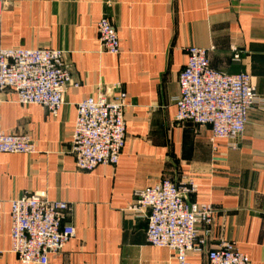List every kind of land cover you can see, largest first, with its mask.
<instances>
[{
  "label": "crops",
  "instance_id": "obj_1",
  "mask_svg": "<svg viewBox=\"0 0 264 264\" xmlns=\"http://www.w3.org/2000/svg\"><path fill=\"white\" fill-rule=\"evenodd\" d=\"M2 1L0 49L61 50L78 87H67L56 116L17 104L11 90L0 94V130L27 133L36 147L0 154V264H22L10 252L9 201L32 192L65 201L75 230L47 264H173V252L149 245L146 219L128 208L134 191L162 178L192 179L189 200L214 208L206 249L226 240L264 264V102L249 111L237 149L211 142L207 126L175 121L190 46L206 49L217 71L249 73L264 101V0ZM102 16L117 30L118 54L100 50ZM116 85L127 94L119 160L79 171L68 151L76 104ZM187 260L207 264L205 251Z\"/></svg>",
  "mask_w": 264,
  "mask_h": 264
},
{
  "label": "built area",
  "instance_id": "obj_2",
  "mask_svg": "<svg viewBox=\"0 0 264 264\" xmlns=\"http://www.w3.org/2000/svg\"><path fill=\"white\" fill-rule=\"evenodd\" d=\"M3 1L0 0V10ZM102 53L118 54L119 38L110 19L102 16L95 24ZM235 59L238 55L234 56ZM64 52L49 48L0 49V94L11 90L19 105H39L56 116L71 80ZM175 100L177 123L191 122L210 128V141L224 140L237 149L248 113L263 104L247 72L228 74L210 66L207 50L186 49V62L177 76ZM108 93L99 89L76 104V118L69 153L76 169L90 171L98 165H116L126 140L124 113L127 94L120 85ZM35 141L27 133L0 130V154H34ZM197 190L192 179L176 183L162 178L134 191L129 210L146 219V242L173 252V264H190L187 254L205 251L207 264H250L247 253L231 242L219 240L206 249L214 208L209 203L189 200ZM69 205L50 200L44 192L23 193L9 201L10 252L22 264H47L75 236L66 220Z\"/></svg>",
  "mask_w": 264,
  "mask_h": 264
}]
</instances>
